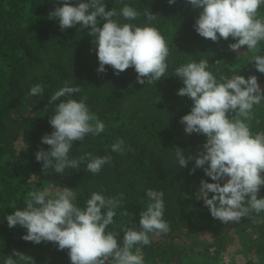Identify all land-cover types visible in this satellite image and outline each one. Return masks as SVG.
<instances>
[{"label":"trees","instance_id":"1","mask_svg":"<svg viewBox=\"0 0 264 264\" xmlns=\"http://www.w3.org/2000/svg\"><path fill=\"white\" fill-rule=\"evenodd\" d=\"M76 3L72 0L73 6ZM104 3L106 11L114 8L117 13L125 5L133 7L140 13L136 20L127 21L120 15L113 19L120 24L153 26L165 38L168 69L161 80L141 85L136 83L133 68L115 75L107 65L106 73H98L96 45L88 35L90 28L82 29L78 24L62 31L59 21L49 18L50 12L62 6L60 0H0V264L13 250L32 257V264H71L67 249L58 250L52 242L37 245L24 241L22 236L27 230L19 225L9 228L5 219L26 207L28 192L48 189L54 193L63 187L72 189L76 194L74 202L81 208L92 192L105 197L122 193V207L116 209L114 222L106 229L119 233V240L123 236L121 229L130 226L129 221L139 229V214L149 203L146 191L163 192V219L170 231L149 234L151 244L142 247L144 264H223L234 234L243 245L240 253L245 260L240 264H264V212H252L239 223L223 224L211 216L198 194L201 180L213 181L203 169L192 173L194 160L187 167L179 165L176 148L186 158L195 157L203 150L206 137L185 133L180 120L190 113L193 104L190 98L177 95L183 83L174 76L177 67L203 59L208 61L207 70L217 78L239 74L247 79L255 75L264 90V74L251 64L253 55L264 56V41L255 53L243 47L237 53L229 49V44L236 42L231 37L215 43L202 38L193 27L200 10L186 0H176L173 5L168 0ZM146 10L156 19L149 21L143 15ZM258 17L264 19V5ZM102 24L98 18V25ZM65 80L81 88L71 98L79 101L86 97L89 111L105 124L104 132L88 134L83 141L74 142L68 154L69 159L86 153L111 156L112 162L98 174L87 170V161L76 169H65L63 174L52 168L43 172L42 162L35 158L40 149L49 150L41 140L54 131L49 119L60 101L51 105L48 101ZM36 84L43 85V94L29 96ZM253 117L249 122L253 134L264 132V101L254 105ZM118 139L124 141L123 153L111 150ZM262 197L264 187L258 195ZM125 210L127 216L122 215Z\"/></svg>","mask_w":264,"mask_h":264},{"label":"clouds","instance_id":"2","mask_svg":"<svg viewBox=\"0 0 264 264\" xmlns=\"http://www.w3.org/2000/svg\"><path fill=\"white\" fill-rule=\"evenodd\" d=\"M60 2L62 6L50 12L49 18L57 19L62 31L78 24L82 29L90 28L88 35L94 38L96 45L98 73H106L105 65L110 66L115 75L133 68L137 73L136 83L141 85L156 83L164 77L169 47L158 29L120 24L113 19L120 15L127 21L136 20L140 13L133 7L125 5L117 13L114 8L106 11L104 0H77L75 6L72 0ZM168 3L173 5L176 0H168ZM186 3L200 10L193 27L202 38L215 43L231 37L236 42L229 44V49L237 53L242 47L255 53L258 44L264 41V19L258 17L264 0H186ZM143 15L149 21L156 19L150 10ZM98 18L103 21L102 27L98 25ZM251 64L264 74V56L253 55ZM208 68V61L202 59L174 70V76L183 83L177 95L190 98L193 104L180 123L185 125V133L206 137L203 150L195 157L186 158L184 152L176 148V158L181 167H187L194 160L192 173L203 169L213 181L201 180L198 191L211 216L223 224L239 223L252 212H264V197L258 198L264 187V132L253 134L249 124L254 118V105L264 101V90L255 75L247 79L239 74L217 78ZM73 84L74 81L65 80L64 86L49 99V105L60 101L49 119L54 131L41 140L49 150L40 149L35 158L42 162L43 172L52 168L55 173L63 174L65 169H76L87 161V170L98 174L112 162L111 156L92 153L78 159L68 156L74 142L105 130V124L89 111L86 97L79 101L71 98L81 92L80 86ZM43 91V85L36 84L28 95H42ZM61 97L69 98L61 101ZM111 150L123 153L124 141L118 139ZM146 195L149 203L139 214V229L129 221L130 226L121 229L122 240L118 239L119 233L106 231L114 222L116 209L122 207V193L105 197L100 192H92L86 206L81 208L74 202L76 194L71 188H56L54 193L48 189L30 191L26 207L6 215L5 219L9 228L19 225L27 230L22 236L24 241L37 245L52 242L58 250L67 249L71 264H144L142 247L151 244L149 234L170 231L163 219V192L148 189ZM122 215L127 216V210ZM13 257L23 264L33 262L32 257L13 250L4 264H17Z\"/></svg>","mask_w":264,"mask_h":264},{"label":"rangeland","instance_id":"3","mask_svg":"<svg viewBox=\"0 0 264 264\" xmlns=\"http://www.w3.org/2000/svg\"><path fill=\"white\" fill-rule=\"evenodd\" d=\"M232 238L233 243L230 245L229 250L224 255L223 264H240L245 260L244 254L240 253L243 245L240 243V240H238L239 237L234 234Z\"/></svg>","mask_w":264,"mask_h":264}]
</instances>
